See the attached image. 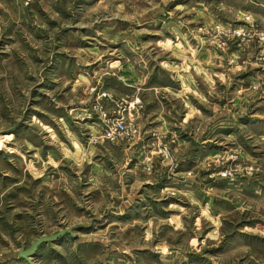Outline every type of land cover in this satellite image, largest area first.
Returning a JSON list of instances; mask_svg holds the SVG:
<instances>
[{
	"label": "rangeland",
	"instance_id": "obj_1",
	"mask_svg": "<svg viewBox=\"0 0 264 264\" xmlns=\"http://www.w3.org/2000/svg\"><path fill=\"white\" fill-rule=\"evenodd\" d=\"M0 264H264V0H0Z\"/></svg>",
	"mask_w": 264,
	"mask_h": 264
},
{
	"label": "built area",
	"instance_id": "obj_2",
	"mask_svg": "<svg viewBox=\"0 0 264 264\" xmlns=\"http://www.w3.org/2000/svg\"><path fill=\"white\" fill-rule=\"evenodd\" d=\"M121 135H127L125 121L122 118H117L115 121L107 124L104 130L105 139L113 141Z\"/></svg>",
	"mask_w": 264,
	"mask_h": 264
},
{
	"label": "water",
	"instance_id": "obj_3",
	"mask_svg": "<svg viewBox=\"0 0 264 264\" xmlns=\"http://www.w3.org/2000/svg\"><path fill=\"white\" fill-rule=\"evenodd\" d=\"M51 239H52L51 236L41 237L39 240L35 241L28 250L20 251L19 254L21 256L27 258V256L30 255L34 251V249H35V247L37 246L38 243H40L41 241H48V240H51Z\"/></svg>",
	"mask_w": 264,
	"mask_h": 264
}]
</instances>
